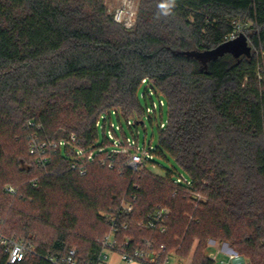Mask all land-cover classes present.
Segmentation results:
<instances>
[{
  "label": "trees",
  "instance_id": "trees-1",
  "mask_svg": "<svg viewBox=\"0 0 264 264\" xmlns=\"http://www.w3.org/2000/svg\"><path fill=\"white\" fill-rule=\"evenodd\" d=\"M248 21L251 55L185 53L215 48ZM263 51L264 0H140L131 27L106 0H0V231L35 250L14 264H54L48 257L73 247L78 264H96L114 227L117 252L164 244L158 264L189 255L195 239L193 264H215L200 249L209 237L264 264ZM146 77L169 104L157 154L170 155L191 186L175 184L173 170L134 172L124 159L90 162L82 174L59 150L38 165L29 139L37 125L87 145L101 113H144ZM133 195L134 209L120 212ZM160 207L171 209L164 232L139 225ZM46 227L53 234L43 240Z\"/></svg>",
  "mask_w": 264,
  "mask_h": 264
},
{
  "label": "built area",
  "instance_id": "built-area-1",
  "mask_svg": "<svg viewBox=\"0 0 264 264\" xmlns=\"http://www.w3.org/2000/svg\"><path fill=\"white\" fill-rule=\"evenodd\" d=\"M137 0H122L121 3L115 7H109L113 12L114 19L127 27L134 25L135 18L137 15ZM242 26L237 25L234 32L230 34V39L237 36L238 30H241ZM142 85L145 86L144 97H148L152 100V107L146 104L144 107V113L150 115V118L158 119V107L161 109L164 106V101L160 99V105L153 100L154 94H158L157 90L151 83L148 77L143 78ZM116 113L120 119L121 113L116 109H111L101 113L98 120V130L103 123L102 128L104 129V138L100 141V133L98 132L97 137L87 145H81L75 133H71L68 137L55 138L51 137L40 130V125H37L29 135L30 139V153L36 157V161L40 167H45L50 160L51 153L56 151H61L65 154L69 160L70 165L73 169L80 171V173H85L87 170V165L90 162H97L102 165H108L109 167H114L117 161L124 159V164L132 169L134 172L142 171L149 162L155 158L157 154V146L152 143L144 142L142 145L139 141L138 135H133V137L127 135L123 127H121V135L114 129V123L112 122V115ZM162 114V112H161ZM128 125L131 127L134 123L138 124L135 120L126 118ZM134 121V123H133ZM141 122V121H140ZM167 122L159 123V128H165ZM30 125H35L34 122H30ZM110 134L107 136L106 130ZM111 137V139H110ZM174 183L177 185L191 186L192 181L189 177L185 176L183 173L175 176ZM36 183V182H34ZM10 191H14L12 187H8ZM136 196L130 200H124L119 206L118 210L120 212H129L134 209V202ZM171 209L169 207H160L155 210L151 218L146 222L140 221L139 225H149L152 227H159L161 232L166 230V226L162 224L165 218L169 215ZM126 227V225H125ZM117 228L114 227L110 234L105 237L103 242V248L98 256L96 264H107L110 251H117L115 233ZM165 248L164 244L161 245L160 249L157 250L151 245L147 248H137L131 251H118L121 259L124 262L131 263L135 261H140L144 264H158L162 249ZM0 250L6 254V261L8 264H14L16 262L22 261L28 253H33L35 250L27 245L26 241L17 238L15 236H9L0 231ZM76 249L73 247L70 249L69 253L62 257H48L54 264H78V260L75 256ZM211 259L215 261V264H252L250 259L242 255L241 253L224 248L222 246L216 247L215 251L208 254ZM221 256V257H220ZM166 257V263L168 261Z\"/></svg>",
  "mask_w": 264,
  "mask_h": 264
},
{
  "label": "rangeland",
  "instance_id": "rangeland-1",
  "mask_svg": "<svg viewBox=\"0 0 264 264\" xmlns=\"http://www.w3.org/2000/svg\"><path fill=\"white\" fill-rule=\"evenodd\" d=\"M139 1L140 0H137V3H136L137 8L139 5ZM251 25H252V22L248 21L245 26L241 27L242 29L244 28V30H238L237 35L240 32H244L246 35L249 34L248 35L249 43L252 45V47H254V44L250 38V34L252 33V30L250 29ZM262 53H264V51ZM259 54H260V52H257L258 56H259ZM144 91H145V86L143 85V86H141L140 92H139L141 106L143 108L146 107V104L148 102V104L152 107V100L149 97L147 99L144 97V94H143ZM161 98L164 101V106L162 109L159 106ZM153 100L155 102H157V104L159 106L158 107L159 108L158 109V115H159L158 119H155V118L151 119L150 115L147 113H141L140 115L137 114V115H134V117H131V119L135 120L134 118H136V121L138 120V121H142V122L135 124L133 121L134 124L130 127L128 125L127 119L125 117L121 116L119 119L118 115L116 113H113L112 122L114 123V129L121 135V127L120 126H122L124 132L127 135H129L131 137H133L134 134L138 135L141 145L144 142H146V143H152L154 146H157L159 143V130H160L158 125L160 122H162V120L164 122H167L169 120V104H168L167 99L161 95L154 94ZM161 112H162V114H161ZM102 125H103V123H101V127L99 129L100 141H102L104 138V129L102 128ZM109 129H110V126H108L107 130H106L107 136L110 134V132L108 131ZM110 139H111V137H110ZM147 168L150 171H152L158 175H162V176L165 175L168 170H173L174 172L177 173V175H179V173H183L185 176L188 175L181 167H179L177 165V163L174 161V159L170 155H168L167 153L165 154V156L156 154L155 158L153 159V162H149L147 164ZM188 194L193 195L194 197H196L197 200L203 199L204 201H206V199H207L206 195H203L201 193H197L195 191L190 190V192ZM81 229L89 231L90 226H89V224L83 222L81 224ZM52 234H53V230L50 227H46L45 229L43 228V230L40 231V237L43 240H48ZM198 244H199V240L195 239L189 255H187L185 257H181V256L179 257L176 254H171L167 263L168 264H176L177 260L183 261L182 258H190L191 257V260H192L191 264H193L194 255H195V251L197 249ZM211 245H216L217 247H218V245H221L224 248H229V249H232V250H235V251L241 253L237 249L230 247L228 245V243H226L223 239H220V238L214 239L211 237L206 239V241L201 245L200 249H201V251H204L208 255L209 254V247ZM73 246H75V244H73Z\"/></svg>",
  "mask_w": 264,
  "mask_h": 264
},
{
  "label": "water",
  "instance_id": "water-1",
  "mask_svg": "<svg viewBox=\"0 0 264 264\" xmlns=\"http://www.w3.org/2000/svg\"><path fill=\"white\" fill-rule=\"evenodd\" d=\"M252 45L249 43L248 37L244 32H240L236 37L228 39L227 41L219 44L215 48L206 49L203 51L191 50L185 53L189 56H195L203 60H209L222 56L226 53H232L236 57L244 55H251Z\"/></svg>",
  "mask_w": 264,
  "mask_h": 264
},
{
  "label": "crops",
  "instance_id": "crops-1",
  "mask_svg": "<svg viewBox=\"0 0 264 264\" xmlns=\"http://www.w3.org/2000/svg\"><path fill=\"white\" fill-rule=\"evenodd\" d=\"M121 1L122 0H106V3L109 7H115V6L119 5L121 3ZM219 246H221V245H219ZM216 247H217L216 245H211L209 247V253H211L212 251H215ZM170 255H169V257H170ZM169 257H168V260H169ZM182 260L183 261L177 260L176 264H191V262H192L191 257L190 258H182ZM107 264H144V263H142L140 261H135V262H131V263L124 262L121 259L120 254L117 251H111L109 254L108 260H107ZM166 264H168V263H166Z\"/></svg>",
  "mask_w": 264,
  "mask_h": 264
}]
</instances>
